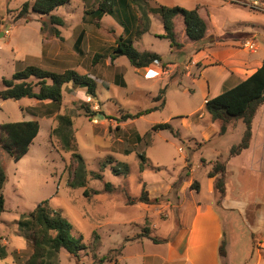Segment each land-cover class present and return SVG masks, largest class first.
<instances>
[{"label":"rangeland","instance_id":"obj_1","mask_svg":"<svg viewBox=\"0 0 264 264\" xmlns=\"http://www.w3.org/2000/svg\"><path fill=\"white\" fill-rule=\"evenodd\" d=\"M24 2L32 4L31 0H0V89L3 88V78L9 79L13 73L27 66L57 73L73 69L95 80L96 97L87 96L84 88L67 84L62 87L58 109L34 99H0V124L23 120L39 123L33 144L20 160L13 161L0 147V165L7 177L3 188L4 211L0 215V246L5 249L6 257L0 259V264H22L29 257L30 241L21 235L19 222L45 199L71 225V235L80 237L81 243L87 247L77 257L61 251L59 264H99V258L104 255L110 260L101 264H138L141 255H161L160 245H153L145 238H136L147 228L150 236L172 240L177 227L178 196L189 198L195 181L201 185L197 197L201 201H210L207 173L211 168L207 162L212 161V164L216 159L225 160L229 148L239 142L244 126L237 121L228 127L227 133L218 134L219 123L212 122L204 111L203 95L207 89L202 81L205 79L212 85L219 68H204L203 76L201 65L213 62L207 60L191 64L189 55L197 52L196 45L186 38L185 48L180 53L172 51V57L168 41L157 37L163 28L158 12L153 9L159 5H177L192 10L197 5L213 2L224 4L219 18H214L216 28H229L226 31L234 35L242 31L254 35L241 40L235 48L264 57V0L243 1L246 5L258 6V10H254L256 12L240 3L232 4L230 0H145L152 9L148 15L151 28L140 40L132 43L133 48L140 53L155 52L166 60L158 62V74L149 78L147 67L137 71L124 56L112 62L109 60L118 36L129 37L135 27L132 17L123 10L102 13L99 18L94 15V20L88 21L89 15L84 10H93L99 0L85 3L71 0L53 12L65 22L64 26L58 27L59 39L47 31H40L38 20L41 17L32 11L28 22L13 21ZM200 12L203 18L209 19L206 7ZM175 25L180 35L181 23L176 22ZM208 26H211L209 22ZM209 30L211 27H208L200 50L209 44L208 36L213 35ZM80 33L83 34L82 41L74 47ZM247 40L254 45L252 49L243 46ZM95 54L100 58L92 63ZM168 61H176L177 64L170 67L167 66ZM122 81L123 86L120 84ZM166 84L162 108L143 113L133 120L120 119L125 114L133 115L158 105L160 101L156 102L154 98ZM213 90L214 87H210L207 97L213 95ZM91 112L96 116L89 121ZM57 114L71 116L75 152L82 156L85 164L88 197L83 195L84 188L67 185L75 163L71 158L72 152H65L51 135ZM158 123H169L178 131V138L168 130L153 131L152 126ZM253 127V144L264 146L263 122L256 121ZM205 135L211 137L203 140ZM138 155L145 158L142 172ZM256 157L258 153L253 148L241 158L230 159L226 165L229 170L227 185L229 188L233 185L234 190L229 193H235V188L246 185L251 190L246 189L243 194H252L253 198L263 195L264 199V193L258 191L254 184L261 183L264 176L253 178L243 173L245 165L249 166V171L254 170ZM118 163L125 164L128 172L120 169L116 173L114 169L120 168L116 165ZM92 173L102 178L94 179ZM105 182L111 183L115 191L105 192ZM142 183H145L149 197L158 198V202L127 205L124 194L138 196ZM183 186L185 193L182 192ZM94 190L99 193L93 194ZM257 211L261 212L264 222V201ZM243 221L238 213H232L233 234L226 238L227 264H264V250L260 256L254 246L261 234L257 226ZM93 232L100 237L98 254L91 247Z\"/></svg>","mask_w":264,"mask_h":264},{"label":"trees","instance_id":"obj_2","mask_svg":"<svg viewBox=\"0 0 264 264\" xmlns=\"http://www.w3.org/2000/svg\"><path fill=\"white\" fill-rule=\"evenodd\" d=\"M86 2L88 0H80ZM232 4L243 3L244 0H230ZM70 0H32L24 2L19 8L13 21L23 20L29 21L30 11L41 17L40 31L48 32L50 35L61 39L58 27L64 26V20L54 14L57 8L69 4ZM247 6L245 3L240 4ZM249 9L258 10V7L249 5ZM123 10L124 13L130 15L134 21L135 27L132 30V35L127 38L118 36L115 40V46L112 48L109 55L110 62L117 57L124 56L136 69L146 68L152 62L158 61L163 63V58L154 52L144 51L137 52L132 43L140 40L144 33L149 32L150 19L149 14L152 9L148 7L145 0H99L97 6L93 10H85V14L98 18L103 14L113 13L116 10ZM199 7L196 6L192 10H186L180 6H165L159 5L153 9L157 11L163 33L157 37L166 39L169 44L170 51L180 52L185 48L184 41L181 38L188 39L196 45L198 52L203 45L205 36L208 30V21L198 12ZM128 22V21H127ZM176 22L181 23L182 32L180 35L176 32ZM180 38V39H179ZM76 47V46H75ZM77 49V48H76ZM100 56L95 54L92 63H95ZM120 78V76H117ZM172 77H170V80ZM169 80V81H170ZM3 88L0 89L1 100H20L23 98L34 99L38 102H47L51 106L58 109L62 100V87L71 84L72 87L84 88L86 95L96 97V82L87 75H80L73 69H65L62 72H52L36 66H27L24 69L17 71L11 75L9 79H2ZM124 85L123 81L120 83ZM168 84L159 89L154 101L160 103L144 112L136 114H125L120 119L122 121L133 120L140 117L143 113L162 108L165 100L162 96L165 94ZM264 104V60L261 65L246 79L240 81L236 85L225 89L218 95L209 98L204 103V111L214 123H219L218 134L224 135L228 131V127L234 122L241 121L244 129L238 143L232 145L228 150V156L234 157L239 155L243 150L250 145L252 138V121L257 110ZM50 113V112H49ZM48 113V114H49ZM96 116L91 112L89 121ZM56 125L51 130V135L54 136L61 148L65 152H72L71 158L75 163V167L71 170V179L67 185L70 188H84L83 195L89 196V191L86 189V169L82 156L75 152L76 142L72 129V119L69 114H57L55 116ZM153 131L168 130L174 137L178 138V131L174 130L169 123H158L152 126ZM39 132V123L36 120H23L16 122H6L0 124V147L13 160H20L29 151L33 140ZM141 159L139 170L142 172L145 158L143 155H138ZM216 159L211 164V169L207 173L209 178L213 179V193L215 204L220 205L225 196V177H226V162L227 160ZM203 161V160H202ZM188 162V161H187ZM204 162V161H203ZM114 169L116 173L123 170L128 172L127 166L123 163L116 164ZM94 179H101L99 174H91ZM6 172L4 167L0 165V215L4 211V196L3 188L6 182ZM193 188L198 189L197 182L193 183ZM103 190L107 193L115 191L114 186L105 182ZM98 191H93V194H98ZM126 204L129 206L135 204H155L158 198L151 199L148 191L145 188V183H142L140 193L136 197H131L124 194ZM19 230L23 237L30 241L31 254L22 264H59V253L65 251L77 257L78 253L87 247L81 243V238H76L71 235V225L61 216L60 213L52 209L48 205V200L39 202L24 218L19 222ZM91 247L100 251V237L97 233H92ZM145 238L153 244L167 243L170 238H157L150 236L148 229L140 234L136 239ZM225 239L222 238L218 247L220 257H225ZM96 253L93 254L95 258ZM6 257L5 249L0 246V259ZM110 259L106 255L99 258V264Z\"/></svg>","mask_w":264,"mask_h":264},{"label":"crops","instance_id":"obj_3","mask_svg":"<svg viewBox=\"0 0 264 264\" xmlns=\"http://www.w3.org/2000/svg\"><path fill=\"white\" fill-rule=\"evenodd\" d=\"M32 1V0H31ZM80 1V0H79ZM71 2V0H70ZM69 2V3H70ZM82 3V1H80ZM85 3V2H83ZM224 5V4H223ZM223 5H219L216 3H212L210 5H197L199 7L198 12L201 14L200 10L204 11V7H206L209 15V19L207 21L211 26H208L209 29L211 27V31L213 33L212 36H208L209 44L205 49L199 50V53H195L191 58L190 63L193 65H197L199 62L203 61H211L208 65L202 66V71L200 73L204 76V68L208 69L214 66H217L218 73L217 78L214 83L209 84V82L203 79L202 84L205 89H207V93H204L203 96V104L209 98H212L227 88H230L240 81L246 79L249 75H251L264 60V57H258L255 53H247L243 50L236 49L235 46L243 39L253 38L251 34L242 31L241 33H237L234 35L232 32H228L223 30V28L217 29L215 26L214 18H219V14L223 9ZM95 9V8H94ZM254 11V10H250ZM85 12V10H84ZM256 12V11H254ZM87 20L92 21L93 16H87ZM94 20V19H93ZM65 23V22H64ZM161 23V20H160ZM151 28V24H150ZM228 34V38L224 36ZM163 33V32H162ZM161 34V33H160ZM211 35V34H209ZM83 34L80 33L76 38L74 47H78L82 41ZM234 37H237L236 39ZM184 41V37L181 38ZM170 51V50H169ZM155 53V52H154ZM180 53V52H179ZM157 54V53H156ZM172 57H174V53L170 51ZM252 55V56H249ZM178 56V55H177ZM163 61H166L163 58ZM158 64V63H157ZM157 64H150L147 70L152 69L157 72ZM177 63L176 61H168L167 66L173 67ZM141 69H136L137 71H141ZM146 70V71H147ZM158 73V72H157ZM214 85V86H213ZM210 87H214L213 95L211 97H207L208 91ZM263 122L264 124V105H262L256 112L253 121H252V138L250 145L247 149L243 150L239 155L230 157L226 162V165L230 161V159L241 158L243 155L250 153L253 148H256V152L258 153V157L254 159L255 165L254 170H248L249 166L243 169L244 175L248 177H257L264 176V146L253 144V135H254V123ZM210 135H205L203 140L209 139ZM219 156V155H218ZM217 156V157H218ZM211 162H207L209 167L211 168ZM257 164V165H256ZM209 172V171H208ZM229 175V170L226 166V179H225V196L221 201L220 205L215 204L214 193H213V179L209 178V191L211 193V199L208 202L201 201L199 197V192L201 191V185L197 182L198 189L192 188L189 191V198L179 197L177 209H176V220L177 227L176 231L173 235L172 240L165 244H153L157 246H161L162 254L161 255H141L139 257L140 261L138 264H227V237H230L233 232L232 222H230V218L232 213H238L239 217L243 219L248 225H254L258 232L261 234L260 239L257 242H254V246L257 248L258 255L261 256V251L264 250V222L262 221L261 212L257 211L262 206V202L264 201L263 195L257 196L253 198L252 194H248L247 196L242 193L244 190H251L249 186L244 185L241 188H235V193H229L234 190L233 185L229 188L227 185V178ZM256 184V189L262 193H264V180L261 183ZM249 188V189H248ZM194 189V190H193ZM182 192L185 193V188L183 186ZM249 192V191H247ZM243 221V222H244ZM251 226V227H252ZM224 238L226 245V255L225 257H220L218 253V247L221 239ZM253 238V237H252ZM134 243H143L142 242H134ZM258 258L257 261H259Z\"/></svg>","mask_w":264,"mask_h":264},{"label":"built area","instance_id":"obj_4","mask_svg":"<svg viewBox=\"0 0 264 264\" xmlns=\"http://www.w3.org/2000/svg\"><path fill=\"white\" fill-rule=\"evenodd\" d=\"M240 4H243V3L240 2ZM245 5H246V4H245ZM249 5L256 6L255 4H249ZM249 5H247V6H249ZM256 7H258V6H256ZM243 46H244V47H247V48H249V49H252V48L254 47V45L251 44V43L249 42V40L245 41V42L243 43ZM157 63H158V61H154V62H152V64H157ZM157 74H158V73L155 72V71H153L152 69L147 70V77H148V78H149V77H152V76H156Z\"/></svg>","mask_w":264,"mask_h":264}]
</instances>
